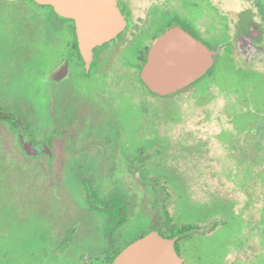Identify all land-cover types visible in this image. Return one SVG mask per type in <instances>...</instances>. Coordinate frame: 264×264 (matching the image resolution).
Instances as JSON below:
<instances>
[{"label":"flooded vegetation","instance_id":"af4514ba","mask_svg":"<svg viewBox=\"0 0 264 264\" xmlns=\"http://www.w3.org/2000/svg\"><path fill=\"white\" fill-rule=\"evenodd\" d=\"M116 3L124 28L111 42L83 49L74 21L57 14L51 5L0 0V94L12 92L7 97L16 103V109L0 105V166L10 157L20 166L26 163L32 167L34 180L29 187L42 192L31 191L27 196L42 201L47 213L44 236L51 220L57 238L55 247L62 248L54 253H64L73 240L81 241L84 233L97 231L94 222H87V216L102 217L101 247L81 255L80 264H110L133 240L149 231L164 229L169 222V205L174 212L172 201L166 202L165 207L162 203L165 193L174 198V181L178 179L163 165L164 153L174 144L163 143V138L158 140L150 132L156 113L153 106L165 101L167 112L163 118H170L168 123L173 126L174 120L180 118L178 113L174 117V100L184 95L193 102L200 101L211 88H218L225 71L223 57L231 60L229 72L234 80L230 82L236 87L264 78L263 58L247 56L245 48L237 46L239 37L249 50L264 46L263 0H248L244 9L237 10L235 18L246 20L244 24L235 22L231 30L226 24L229 11L221 7L220 0H150L143 14L134 18L129 0ZM173 26L181 27L212 51L213 62L182 88L159 94L148 87L141 71L154 41ZM34 36L45 46V54L41 58L32 54V60L41 59L46 68H38L35 62L34 67L21 72V63L17 62L20 56L14 55L24 48L17 50L16 46L36 42ZM36 75L44 86L40 99L30 92ZM20 86L24 89L20 90ZM11 87L13 90H9ZM197 149L204 151L201 146ZM41 174L46 182L39 184ZM148 184L159 186L152 191ZM162 185H170L172 193L162 189ZM69 187L77 190L80 202ZM13 197L17 201L13 208H0V264H51L49 240H34L33 208H26L24 199L19 201L16 194ZM135 197L142 202L144 214L146 208L150 209L149 225L127 232L134 219L130 214ZM81 204L84 207H79ZM54 209L65 214L63 223L55 219ZM202 211L203 218L188 215L193 224L189 231L197 229L207 235L211 213L209 209ZM237 211L230 212L237 215ZM77 212H81L80 218L71 221ZM58 226L62 227L57 229ZM21 228V239L12 241ZM94 238L98 240V235ZM174 238L179 254L178 243L182 239ZM235 244L232 241L228 248L229 261L234 259L237 263L246 252L255 255V251H243L241 246L234 248Z\"/></svg>","mask_w":264,"mask_h":264},{"label":"rangeland","instance_id":"374dc122","mask_svg":"<svg viewBox=\"0 0 264 264\" xmlns=\"http://www.w3.org/2000/svg\"><path fill=\"white\" fill-rule=\"evenodd\" d=\"M130 1V10L132 17L140 16L143 14V9L149 6L148 1L150 0H129ZM221 7L229 11L228 20L226 24L229 27V30L232 29L235 22L238 24H244L246 18L238 19L235 18V12L237 10H242L247 6L248 0H220ZM264 1V0H263ZM151 6V5H150ZM150 8V7H149ZM5 10V9H4ZM4 12V11H3ZM5 13V12H4ZM29 15V14H28ZM246 17V16H245ZM27 22V21H26ZM28 22H30L28 20ZM235 29V27H234ZM236 30V29H235ZM36 39V42L29 44H22L16 49H23L24 51L16 53L14 56H20V59L17 58V62L20 64L21 72L23 68L34 67V63L37 62L32 60V54L42 55L45 54V46L42 45L37 36L33 37ZM42 40V39H41ZM32 50V52L30 51ZM5 56H3L4 58ZM30 57V58H29ZM224 60L222 64L225 71L221 74V83L218 88H211L208 94L203 95V98L200 101H192L189 97L183 95L182 99H175L174 106L180 110V118L174 120V131L171 129L172 124L168 123L170 118H163V113L166 111V102L161 101L153 106V111L156 113L153 114V127L150 129V132L154 134V137L158 140L163 138V143H171L169 150L165 152L166 159L163 161V165L169 173L174 172L178 179L174 183L178 184L177 187L182 191V202L186 216L190 214H195L197 217L203 218L205 213L202 211L204 209L211 210L212 208H227L230 206L225 201L234 203L233 210H238L241 205L243 198L236 192H232V195L229 194V189L226 184L223 183V177L216 178L212 176L219 171L220 159L224 155L223 143L222 141H228L227 150L229 152L243 153L245 150L250 154L252 153L251 147H246L245 145V135L241 134L240 130L242 128L254 126L255 116L252 114L242 115L235 119L233 123L229 125L227 120L228 114L231 112L229 109L232 108H241L237 102V97L235 94L231 95V91H234L235 83L230 82L234 80V77L229 72V66L231 60L228 57H223ZM12 62V58H10ZM23 62V65H22ZM46 62L41 59L37 62L38 68H46ZM5 67V66H4ZM3 67V68H4ZM36 69V68H35ZM227 69V71H226ZM2 70V69H1ZM36 84L34 83L30 89L31 93H34L37 98H42L44 86L39 84L40 78L38 75L34 77ZM249 82L250 85V97L253 99V106L257 110H264V78H254ZM21 86L19 87V89ZM12 87L9 89L11 90ZM24 89V88H23ZM20 89V90H23ZM13 90V89H12ZM223 90H226L222 92ZM6 94H0V105L2 107L15 108L16 103L11 98L7 96H12V92H5ZM39 98V99H40ZM152 108V107H151ZM156 108V109H155ZM253 121V122H252ZM171 124V125H170ZM172 126V127H173ZM263 128V125L255 126V128ZM254 130V129H253ZM254 131H251L253 135ZM250 134V135H251ZM174 136V137H173ZM174 138V141H172ZM149 139V138H147ZM168 139V140H167ZM227 139V140H225ZM204 148V151H197V147ZM189 148V149H188ZM197 149V150H195ZM193 151V152H192ZM7 161H4V166L14 169L17 173L21 170L28 172L27 174L32 175V167L30 164L24 163L23 166H20L21 163H17L15 159L6 157ZM228 164V163H227ZM20 166V167H17ZM261 173L260 175H262ZM225 177V176H224ZM39 184L45 183L46 179L43 174L38 176ZM212 180L218 182V188H214ZM225 184V185H224ZM139 189V184H134ZM219 186H222L219 188ZM74 188V184L72 185ZM72 187H69L72 190ZM222 190V191H221ZM77 190H72V196L79 200ZM166 192L170 193L172 191L171 187L165 189ZM172 193V192H171ZM228 195V197H227ZM173 196V195H172ZM228 199H225L224 197ZM152 198V197H150ZM244 200V199H243ZM174 204V199H172ZM82 205H79V207ZM84 207V205H83ZM146 208V207H145ZM144 208V209H145ZM218 208V209H219ZM169 215L174 222L175 211L173 212L168 207ZM220 210V209H219ZM68 211V210H67ZM217 211V210H216ZM53 215L55 219L60 222H64L65 214L62 211L54 209ZM85 212V210H83ZM216 217H221V211L216 212ZM85 214H83L84 216ZM87 215V214H86ZM131 217L134 218L133 222L126 228L127 232H132L138 228L148 227V219L150 218V209L146 208V214L142 209V202L137 198H133ZM81 212H77L71 221H75V218H80ZM92 219V220H91ZM85 220V217H84ZM87 222L92 221L97 227V231H91L84 233L83 236L79 238L81 241L73 240L67 250L62 253H54V261L60 262V264H80L81 255L86 254L90 250H98L101 247V232L103 226V219L100 216L95 217H86ZM62 226H58L57 229H60ZM25 228V227H24ZM24 228H21L22 231L16 232L15 238L12 240H20L21 235L24 231ZM225 227H217L214 232H210L207 235L202 233H193L185 239H182L178 243L179 255L181 256L184 264H225L228 262V248L232 241L230 237H233V230L230 232L229 229H224ZM96 240L94 237L97 238ZM100 235V236H99ZM256 251L255 255L246 257L244 255L243 259H240L237 263L234 264H264V242L257 240L256 242ZM249 254V253H248ZM226 256L224 261L222 260ZM249 257V258H248ZM16 258H14L13 262ZM17 262V261H16ZM12 264H16L15 262Z\"/></svg>","mask_w":264,"mask_h":264},{"label":"trees","instance_id":"16d2710c","mask_svg":"<svg viewBox=\"0 0 264 264\" xmlns=\"http://www.w3.org/2000/svg\"><path fill=\"white\" fill-rule=\"evenodd\" d=\"M262 26H264V19L262 20ZM249 87L250 85L245 84L234 87V91L231 92V95H236L237 99L240 101L239 106L241 107V110L239 108L229 109L231 112L228 114L227 120L230 125L235 119H238V117L242 115L253 114L255 116L254 126L242 128L240 130L241 134L245 135L246 147H251L252 153L249 154L246 150L239 154L232 151L229 152L227 150L229 142H223V139H221L220 141L223 143L224 147V155L220 159L221 165H219V171L216 172L215 175H212L216 178L223 177V183H225L226 185H224L229 189V194L232 195V192H236L243 197L238 211L236 210L239 214L235 215V213L230 212L235 204L225 201L230 204V206L227 208L214 206V208L210 210V220L206 225L211 233L220 226L225 227L224 229H229L230 232L233 230V237H230V241L236 243L234 248L241 246L243 251L252 252L256 251L257 240L264 242V110H257L253 106L254 102L252 97L249 95ZM224 91L226 90H223L222 92ZM177 113L180 114V110L179 108L174 107V117H177ZM261 124L263 125V128H255V126ZM251 131H254L253 135L251 134ZM27 173L28 172L24 170L17 173L14 169L8 168L7 166H0V175L2 176L0 178V208L4 209L3 211L13 208L14 203L17 202H14L13 199V195L15 194L17 195L19 201L20 198H23L24 206L30 209L33 208L34 210L35 219L32 224L35 227L34 240H49L51 264H60V262L54 261L53 253L56 250H61L62 248L57 249L55 247L57 238L55 237L51 220H49L50 226H47L46 236H44V232L42 231L44 227L43 223H45V225L47 224L45 221L47 213L46 210L43 209L44 207L42 205V201L39 200L38 197H34L32 200L29 196H27V194L31 191H42L37 187H35L34 190L30 189L29 184L34 179H32L31 175ZM261 173L263 174L260 175ZM212 182L214 184V188L216 187L217 189L218 182L216 180H212ZM177 185V183H174V198L166 193L163 194L162 198L164 207L166 202L169 203L172 199H174V222H172V218L168 214L169 222L166 224L164 229L159 230V233L165 237L177 236V240H180L187 238L193 233H197V229L189 231V229L193 227V224L188 220V216H186L183 211L184 204L182 202V191L177 187ZM156 186L158 187L159 185L148 184L149 190L152 191L156 189ZM169 186L170 185H162V189H166ZM220 187L222 186H219V188ZM227 197L224 198L228 199ZM216 210L221 211V217H216ZM35 250H37V247H35ZM247 255H250L249 257H251L252 253H247ZM113 257L114 256H112L110 261ZM234 262V259L229 261L230 264H234Z\"/></svg>","mask_w":264,"mask_h":264},{"label":"water","instance_id":"95a60500","mask_svg":"<svg viewBox=\"0 0 264 264\" xmlns=\"http://www.w3.org/2000/svg\"><path fill=\"white\" fill-rule=\"evenodd\" d=\"M15 1V0H8ZM51 5L62 17L75 23L78 43L83 49L104 41L111 42L124 28V20L116 0H33ZM256 28L258 25L254 23ZM237 46L264 60V46ZM212 51L205 48L179 26L161 34L151 46L141 78L159 94L174 92L203 74L212 65ZM174 237L149 231L127 244L110 264H184L174 248Z\"/></svg>","mask_w":264,"mask_h":264}]
</instances>
